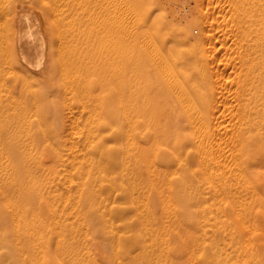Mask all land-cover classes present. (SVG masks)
Here are the masks:
<instances>
[{"label": "bare ground", "instance_id": "obj_1", "mask_svg": "<svg viewBox=\"0 0 264 264\" xmlns=\"http://www.w3.org/2000/svg\"><path fill=\"white\" fill-rule=\"evenodd\" d=\"M240 1L243 5L251 4V0ZM15 2L17 3V1ZM261 2L262 6L259 9L263 11L264 24V0ZM16 5L23 7L20 12L18 10L17 14L14 13ZM15 6L13 17L18 30H14L11 37L16 40L17 46L20 48L18 53L22 55V62L27 66L34 64V61L26 55L27 51L33 55H41V59L47 60V65L41 72V79L37 82L31 79L27 80L26 75L23 74L21 77L18 76L23 87L22 95L19 96L18 100L4 103L0 97V104H2L0 117L5 118L4 121H0V192L4 196L3 203L7 206L4 208L0 201V249L8 248L7 253L0 257V264H35L34 260L37 259L40 260L38 264H94L95 262L89 255V246H86L88 254H81L76 249L80 240L79 237H82L80 224L75 226L72 222L70 234L68 233L70 236L65 237L66 228L64 226L67 224H65L63 212L57 211V199L51 195V191H46V186L50 184L41 177L43 176L42 170H44L42 157L45 154V149L57 161H65L60 150L63 142L58 138L56 130L45 127L51 123L52 115L58 116L60 102L50 99L49 92L51 91V80L56 77L58 67L65 91L70 94H79L78 98L82 99L80 105L85 110L87 109L90 118L95 117L94 122H97L95 125H103L104 130L111 134L119 133L122 141L120 157L119 152L114 151V148H110L102 141L103 135L101 133H94L93 127L87 125L85 132H83V141H80L82 137L79 136L80 140L76 142H80L75 143L71 151L73 163L82 158L79 160L78 169L83 176L77 182L78 191L79 196L84 195L86 197L89 203L88 209L92 211L96 210L94 198L98 194L95 184L104 179V175L97 174L96 170L100 168V170L109 169L116 172L115 167L120 168V172L118 171L121 175L120 184L132 202L133 220L136 221V224L127 221L130 218L129 212L125 207H120L115 214L123 221L121 228L111 224L109 229L102 225L110 243L115 241L118 245L128 246L123 250L118 248L115 251L116 260L125 256L127 261L123 264H141V262L171 264L172 262L165 256L170 249L169 244L172 239L174 242H184V237L188 236V233L179 229V234H176L178 238L174 237V234L165 224V217L163 219L156 217L153 199L158 197V201L164 202L167 196L176 197L179 198V203L186 205L189 193L193 195L199 193L200 196H203V188L199 184L201 175L205 174L206 178L211 179L210 177L217 172L219 179L217 180L220 182L214 186L215 195L235 197V194L242 190H248L253 197L257 194L264 195V170L252 169L254 164L264 166V25L261 29L263 33L256 36L253 40L254 43L245 50L246 52L243 51V53L245 52L243 60L246 73L241 84L243 96L241 95L240 98L241 109H238V113L241 110L240 116H238L239 124L237 122L236 131H234L235 127L233 130L236 147H232L235 148V151L234 153L231 152L237 160L236 164L239 165V167L237 165L239 169L235 170L234 177L237 175L236 178L240 181L244 179V181L249 182L251 180L253 183L246 188V185L237 186L234 190L233 186L236 182L232 183L229 178H226V174L222 170L215 169L223 154L219 153L220 150H217V154L211 140L215 138V132L211 127V110L214 100L202 52L190 51L186 56L182 55L183 57L174 60L175 58L170 59L171 57H168L170 55L169 50L164 51L163 48V52L159 54L161 58L158 57L152 61L148 60L145 50L138 51L134 55L128 54L124 62L123 72V111L121 114H116L113 113L106 99L100 100L95 105L88 103L91 99L89 89L92 84L88 59L77 51H67L63 55L61 50L58 51L56 58L55 49L52 47L50 49L45 48L46 43L43 39L47 37L43 36L44 33L42 34L34 28L37 25L31 26L29 24L31 21L34 23V21L32 18L30 20L29 12L27 15V11L24 10L25 6L22 3H17ZM247 11L248 8L244 12ZM34 13L36 15V12ZM256 23L258 24V22ZM260 28L262 27H259V30ZM254 31L256 30L254 29ZM40 64L41 61H38L36 67ZM222 65L225 66V64ZM196 69L199 71L196 72ZM163 71L165 74L167 73V76L163 75ZM221 78L224 79L225 77ZM34 86L36 87L34 88ZM57 87L59 85L55 83V92L58 90ZM83 87L84 90L87 89V95L82 94ZM219 92L221 94V91ZM98 99L100 98L98 97ZM69 111L67 113L70 114L72 111ZM30 112L40 116L39 123L41 125L37 131L32 128L33 122L30 120L31 118L29 119ZM77 113L79 112L77 111ZM74 116L75 114L72 115L73 118ZM44 122L45 125H43ZM230 139L228 138L229 141ZM43 143L44 146H42ZM77 146L79 148L74 149ZM216 148L218 147L215 146ZM224 150L225 148H223ZM96 155L104 159L99 161L95 159ZM71 174L69 173V176L72 180ZM116 184L114 177L110 180V190H114L117 187ZM63 198L65 200L64 205L69 202L77 205L76 200L79 197L72 200V196L66 194ZM229 198L232 197L229 196ZM256 199L262 206L260 209L263 210L264 196ZM234 201L233 207L237 217L242 218L246 223L248 207L245 205L240 207L236 197ZM42 202L45 203L41 205ZM195 204L202 207V202L195 201ZM95 210L94 214L97 216L99 211ZM177 216L175 223L178 224L181 220V222L189 220L190 217L187 212H182L181 215L176 214ZM204 233H206L205 229ZM54 235L57 238L55 247L52 249L50 242ZM188 238L191 237L188 236ZM12 240L13 242L16 241L17 249L15 251L11 249ZM195 244L201 245L202 243L193 241V246ZM129 246L135 248L129 249ZM185 246L187 245L185 244Z\"/></svg>", "mask_w": 264, "mask_h": 264}, {"label": "rangeland", "instance_id": "obj_2", "mask_svg": "<svg viewBox=\"0 0 264 264\" xmlns=\"http://www.w3.org/2000/svg\"><path fill=\"white\" fill-rule=\"evenodd\" d=\"M15 1L26 7H24V10L27 11V15L29 12L30 20L32 18L36 23L34 24L31 21L29 24L31 26L37 25L38 27L34 26V28L40 33H44L43 36L47 38L45 39L42 34L41 36L42 39L44 38V43H46L45 48L50 49L52 47L55 49L56 58L58 57V51L61 50L63 55L67 51H77V53L88 59L92 79L89 89L91 99L88 103L95 105L100 100L106 99L113 113L116 114H121L123 111V72L124 62L128 54L134 55L138 51L145 50L148 60L152 61L158 57L161 58L159 54L163 52V48L164 51L169 50L170 55L168 54V57H171L170 59L175 58L174 60L186 56L190 51L198 50V52H202L214 100L211 110V127L215 132V138L211 140L217 154L219 150L221 151L219 153L223 154L215 169L222 170L226 174V178H229L232 183H237L233 186L234 190L237 186L246 185V188L252 185L251 180L249 182L244 181V179L240 181L236 178L237 175L234 177L235 170L239 169V165L236 164L237 160L232 155L235 151V148L232 147H236L234 131H236L237 122L239 121L238 116H240L241 110L238 113V109H241L240 98L241 95L243 96L241 84L246 73L243 60L244 53L247 48L252 46L256 36L263 33V30L261 31L264 25L263 11L259 9L262 6L261 0H251L250 5L252 6L248 3L243 5L240 0H0V97L4 103L11 100L16 101L22 95V82L18 76L21 77L23 74L26 75L27 80L31 79L37 82L41 79V72L47 65V60L45 61V58L41 59V55H33L27 51L26 55L34 61L33 66L35 68L22 62V55L18 53L20 48L17 46L16 40L11 37L12 32L17 29L13 17L14 13L17 14L18 10L20 12L23 8L20 5L15 6L17 4ZM3 4H5L4 7ZM246 7L248 11L244 12L247 10ZM33 11L36 12V15ZM23 13L26 12L23 11ZM35 17H37V21ZM259 27L262 28L259 30ZM243 51L245 52L243 53ZM35 61L36 64L41 61V64L36 67ZM222 64H225V66ZM235 66L237 67L235 68ZM198 71L196 69V72ZM164 72L163 75L167 76V73ZM55 75L56 77L51 80V91L49 92L50 99L60 102H58L60 105L58 116L52 115L51 123L45 125L44 122L43 125L56 130L58 138L63 142L60 150L65 161H57L46 149L44 150L45 154L42 157L44 165V168H42L44 170H42L43 176L41 177L50 184L46 186V191H51V195L57 199V211L59 213L63 212V218H65V224H67V226H64L66 228V238L70 236L69 232L73 224L75 226L81 225L82 237H79L80 240L76 245L78 252L86 254L88 251L86 246H89V255L95 260L94 264L126 263L127 257L125 256H121L116 260L115 251L118 248L123 250L128 246L118 245L115 241L110 243L109 238L106 237L107 235L103 231V226L110 229L111 224L121 228L123 221L115 214L120 207H125L128 210L130 218L127 221L136 224V221L133 220L132 202L124 193L125 189L120 184V168L115 167L116 172L109 169L100 170V168L96 170L97 174L104 175V179L97 181L95 184L98 194L94 198V205L96 206V210H94L99 211L96 216L94 210L88 209L89 203L86 197L84 195L79 196L77 182L81 180L83 174H80L78 167L80 166L79 160H82V158L73 163L71 154L74 144L83 141V132H85L87 125L93 127L94 133H101L103 135L102 141L120 154L122 141L119 133L111 134L104 130L103 125H95L97 123L94 122L95 117L90 118L87 109L85 110L80 105L82 99L78 98L79 94H70L65 91L59 67ZM55 83L59 85L57 92L54 91ZM219 91H221V94ZM81 92L83 95H87L88 91L87 89L84 90L83 87ZM96 99L98 100L96 101ZM66 100L70 101L69 104ZM1 106L2 104H0ZM80 106L82 107L80 108ZM69 110L72 111L71 113L75 112L74 118L72 117L74 114L67 113L70 112ZM4 119V117H0V121H4ZM29 119L33 122V130L37 131L41 125L39 123L40 116L30 112ZM72 120H74L73 123ZM118 124L120 125V123ZM97 126L98 128H96ZM79 136L82 137V140L79 139ZM228 138H231L230 141ZM77 140L80 141L76 142ZM44 143L42 146L45 145ZM215 146L218 148L215 149ZM75 148L78 149L79 146ZM223 148H225L224 151ZM225 157H228V160ZM95 159L102 161L104 158L96 155ZM231 166L237 168L233 170ZM252 169L262 171L264 166L254 164ZM69 173H72V180ZM216 173L210 177L211 179L206 178L204 173V175H201V180L198 182L203 188V196H200L199 193L194 195L186 193L188 194L186 205L179 203V198L176 197L170 198L167 196L164 202L158 201V197L156 199L152 197L154 198L153 203L155 206L153 208L156 217L159 219L165 217V224L174 234L173 236L178 238L176 234L178 235L179 229H181L191 237H184L186 242L184 240V242H174L172 239L169 244L170 249L165 256L172 262L171 264H264V209H260L262 206L259 205V201L256 199L264 195L257 194L253 197L248 190H242L235 194L236 201L240 203L239 206L244 207L245 205V207H248L247 221L244 223L242 218L237 217L233 207L235 197L214 194V186L220 182ZM114 177L116 178L117 187L110 190V180ZM198 182L196 183L198 184ZM66 194H70L72 200L79 197L76 200L77 205L73 202L64 205L65 200L63 197ZM229 196L232 198H229ZM3 200L4 196L0 192L2 206L4 205ZM195 201L202 202V207L199 204L194 205ZM44 203L42 202L41 205ZM4 208H7V206L4 205ZM182 212H187L190 216L189 220L184 222H181V220L180 224L175 223V218H178L176 214L181 215ZM204 229L206 233H204ZM56 238L54 235L50 242L52 249L55 247ZM193 241L202 244L193 246ZM134 248V246H129V249ZM11 249L13 251L17 249L15 240L14 242L12 240ZM7 251V247L1 248L0 257L6 254ZM14 259L16 260L15 257ZM34 261L35 264H38V261L40 262L39 259ZM141 264L146 263L141 262Z\"/></svg>", "mask_w": 264, "mask_h": 264}]
</instances>
